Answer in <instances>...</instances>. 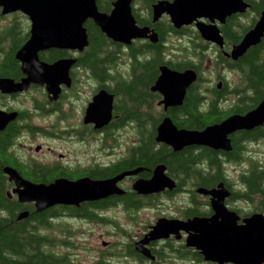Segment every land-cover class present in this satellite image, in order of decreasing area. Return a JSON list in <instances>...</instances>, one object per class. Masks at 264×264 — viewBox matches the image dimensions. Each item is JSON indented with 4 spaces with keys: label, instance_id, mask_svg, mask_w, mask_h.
<instances>
[{
    "label": "flooded vegetation",
    "instance_id": "flooded-vegetation-1",
    "mask_svg": "<svg viewBox=\"0 0 264 264\" xmlns=\"http://www.w3.org/2000/svg\"><path fill=\"white\" fill-rule=\"evenodd\" d=\"M140 1H131V13L136 25L146 27L149 32L157 35L156 41H150L148 36H141L130 41L128 45L117 42L115 60L107 62L102 60L95 74L88 67H85L86 64L81 62V59L87 54L88 45L81 50L72 48L43 49L37 53L41 62L52 64L65 60V67L52 73L53 78L49 86L46 83L29 82L27 87L22 90L13 92L0 90V111L15 113V117L7 122L4 128L0 129V133L8 128L11 131L7 141L2 137L0 138V222L6 224L7 227L22 228L24 230L21 235L22 239L27 238V235H33L36 238L48 240L47 235L42 230L52 228L54 224L64 218L77 222H97L106 225L112 223L111 218L107 217L110 214L107 211L126 212L141 208L159 209L161 213L154 218L152 217L150 223L138 228L127 243L126 250L135 260L145 264H169L170 259L181 262L190 261L193 264H234L232 262L218 263L205 260L196 246L187 244V236L196 234L193 228L178 229L175 232H170L166 237L142 241L149 232L150 226L159 218L177 221H188L195 217L209 219L214 214L213 199L211 195L198 192L197 188L202 187L201 181L205 175L217 171L219 173L215 175L217 176L216 179H210L211 182L206 189L215 188L220 183L226 189L222 190L223 194L227 193L222 204L227 211L224 210L216 218L218 222L223 223L225 220H229L240 225L251 214L261 213L264 216V190H247V184L241 179L240 174L239 181L232 182L228 170L224 166L226 163L240 162L244 159L243 152L246 151L247 144H257L264 139H256L255 136L244 139L245 133H241V131L263 128L264 123L250 130H237L229 134L231 144L233 138L241 139L239 147L235 148V145L232 144L231 150L214 149L198 144L186 145L176 150L166 143L156 142L153 146L157 149L163 145L161 150L165 154V161L159 159L160 161L153 163L151 168L140 167L142 169L139 173L120 179L116 185L124 190L122 194H110L103 198L85 200L74 206L57 204L41 210L36 208L35 201H20L18 198L17 190L22 188L16 183V180L19 179L44 185L62 179L69 181L81 180L82 178L104 180L113 178L123 171L138 168L137 166H130L129 169L121 170L120 167L123 160L135 156L134 150L139 145L137 127L134 122L127 120L121 126L120 113L126 116L125 113L130 107H136L126 98H122L124 89L126 90L125 85L132 80L136 84L134 78L142 73L143 65L152 60L155 55L160 60L157 65V76L160 72V66L163 65L181 71L180 67L193 68L192 66L185 67L187 63L184 60L178 59L176 62L173 58H169L168 53H166V37H168L169 43H171L172 37L176 38L175 48L179 46V48L189 49L190 47L194 49L195 57L198 59L191 60L199 66L201 62H199V57L212 50L215 54L213 61L224 67L223 60L229 58L227 54L254 26L261 12L264 11V0H243L248 5L245 11L226 15L222 21L218 18L210 21L207 17H198V22L211 23L218 28L222 38V45H220L219 40L212 42L201 38L194 27V22L177 27L170 22L166 13H162L154 19V5L159 1L172 0ZM113 2L114 0L110 1V8H107L105 13L111 11ZM103 3L106 4V0H103ZM6 15H0V17ZM20 16L25 18L29 24V32L28 17L24 14H20ZM245 19H247L245 27L240 31L239 26L241 23H245ZM146 34L149 35V33ZM150 44L153 46L145 47V45ZM22 45L13 50L17 71L10 73V75L0 74V78H9L14 83H19L27 77L28 74L24 71V66L16 57V52ZM3 50L6 52L8 47H4ZM100 56L103 57L104 53H101ZM122 56L123 60H120ZM68 60H72V62L69 63ZM43 70L39 68L37 72L44 75ZM196 72L199 79H196L187 88V91L190 88L200 90L199 83L204 78L201 75V69L200 73ZM88 80H90V84L87 82ZM214 80L216 82L221 81V88L225 93L228 92L227 81L219 72L212 79V81ZM150 87L149 90L157 95L156 105L160 107L157 115H161L155 125L153 138L156 135L157 125L165 116L171 119L172 124L177 129L199 131L207 125L217 122L213 120L208 123L205 119V122L201 124L203 119L199 114L202 115L203 112L212 116L220 115L221 119L237 113L228 110L236 102L235 99L231 100L229 96L224 99L221 98L222 111H212L210 114L209 111L211 110L181 109L184 100L180 105H171L164 109L161 104L159 105V101L162 99L161 92L152 90ZM83 88L85 91L81 90ZM206 90H209L210 94L204 95V98L208 99L213 95V86ZM101 92H103L101 101L92 108V117L95 116L93 117L95 119L106 109L108 95L111 96V116L107 123L98 125V122L87 120L86 117L94 96ZM78 103H80L78 108H75ZM140 112L145 115H154L153 111L143 109V107ZM125 126L134 130L135 137H133V142L123 146L119 142V135H121V128ZM153 152L156 151L153 150ZM171 152L182 153V157L188 165L186 170H171L169 168L172 163H174L173 166H178L176 161L172 159L173 157L169 156ZM158 164L163 165V172L170 178L173 187H165L161 191L146 194L137 193L133 190V182L136 179H149ZM212 164H218L219 170L215 169ZM250 164L259 165L262 162L256 161ZM66 223L71 222L66 221ZM144 248L148 252L146 256L138 250Z\"/></svg>",
    "mask_w": 264,
    "mask_h": 264
},
{
    "label": "water",
    "instance_id": "water-1",
    "mask_svg": "<svg viewBox=\"0 0 264 264\" xmlns=\"http://www.w3.org/2000/svg\"><path fill=\"white\" fill-rule=\"evenodd\" d=\"M97 0H0V15L20 12L28 17L30 22L29 37L16 52V57L24 66L28 74L19 83L12 79L0 78V90L3 92L25 89L29 82L46 83L48 86L53 78V72L65 67V60L52 64L41 62L37 56L40 50L48 48H72L81 50L88 44V36L84 26L87 20L92 22L109 39L115 42L129 43L134 37L146 34L145 27H138L131 14L130 3L132 0H115L109 13L101 12L97 7ZM247 3L242 0H174L172 2L160 1L154 5V19L167 12L175 25L191 23L199 16H205L213 21L214 18L223 20L224 16L233 12L244 11ZM196 28L201 36L209 41L222 38L218 29L212 24L196 22ZM264 34V11L249 29L240 42L235 44L228 56L236 60L252 45L260 42ZM155 35H149L155 41ZM69 63L72 60H68ZM44 69V75L37 71ZM197 73L193 69L183 71L172 70L167 66L160 67V74L156 78L152 90L161 92L163 98L159 104L164 109L171 105L182 104L187 88L196 80ZM221 82L216 87L220 88ZM100 94L94 96L93 102L87 110V120L105 124L111 116V96L106 109L95 119L92 117V108L101 101ZM15 117V113L0 111V129ZM264 123V99L245 113H233L220 122L207 125L202 130L177 129L171 119L165 116L156 128L155 140L170 145L173 149H181L190 144L206 145L214 149L231 150L229 134L237 130H250ZM97 125V126H98ZM138 167L133 170L123 171L110 179L91 180H56L44 184L16 180L21 185L17 190L20 201H35L38 210L55 204L77 205L85 200L103 198L110 194H122L123 189L116 183L124 176L135 175L141 171ZM164 167L158 164L149 179H137L132 188L141 194L158 192L165 187L172 188V182L164 172ZM222 184L212 189L203 187L197 191L211 195L214 214L209 218L195 217L188 221L167 220L159 218L151 226V230L142 241L166 237L170 232L178 229L188 230L193 228L196 234L187 236V244L196 246L205 260L218 263L232 262L234 264H264V216L261 213L251 214L237 225L234 221L225 220L218 222L216 218L223 211H227L222 200L227 193ZM105 245V243H103ZM145 255L146 249H138Z\"/></svg>",
    "mask_w": 264,
    "mask_h": 264
},
{
    "label": "trees",
    "instance_id": "trees-1",
    "mask_svg": "<svg viewBox=\"0 0 264 264\" xmlns=\"http://www.w3.org/2000/svg\"><path fill=\"white\" fill-rule=\"evenodd\" d=\"M110 1L111 0H106L107 3L104 4L103 0H97L98 9L105 12L107 8H110ZM13 14L15 16L11 21V25L0 27L1 75H10V73L17 71L16 62L13 57V50L20 47L29 37L28 24L22 26V21H25V19H22L19 12ZM84 26L88 36V49L86 50L87 54L81 59V62L86 64L85 67H88L90 71L95 74L97 67L102 60H105L106 62L113 60L118 44L110 41L91 20H87ZM6 46L8 47V50L4 52L3 49ZM152 46V44L145 45L147 48ZM101 53H104L103 57L100 56ZM184 61L187 63L185 67L192 66V69L200 73L201 68L199 64L194 63L191 59ZM223 61L225 66L240 70L242 72L243 81L246 83V87L242 89L233 87L231 90H228L236 99V102L228 108V110L237 113H244L264 99V36L258 44L249 47L245 53L236 60L225 58ZM159 63L160 60L155 55L152 60L143 65L144 68H142V73L134 78L137 85L133 80L125 85L126 90L124 89L122 98H126L128 102H132L131 104L136 107H130L128 112L125 113L126 116L120 113L121 126H123L127 120H132L134 124L136 123L137 141L139 145L137 149L134 150L135 156L121 162V170L129 169L130 166L151 168L153 163L159 162L160 160L165 161V154L163 153V150H161L163 145H160L161 147L158 149L153 146L156 144L155 138H153L155 134L154 128L161 115L150 116L140 112L141 108L144 106L146 107V110H150L147 101L151 102L152 99L157 98L156 93L150 91L149 87L156 79L158 74L157 65ZM180 69L183 70L186 68L180 67ZM200 92L201 90H192L190 88L185 95L181 109L199 111L211 110L209 111V114L212 111H222V105L220 103L221 98L224 99L228 95L222 88L217 90L216 87H213V95L208 99L204 98ZM204 102L206 107L203 106ZM199 116L203 119L201 124L205 122V119L208 123L213 120L217 122L221 120L220 115L212 116L207 115L205 112H203L202 115L199 114ZM262 126H264V124ZM249 132L254 133L251 134ZM241 133H245L243 135L244 139L252 138L251 136H255L256 139L264 138V127L255 128L253 131H241ZM10 134L11 131L8 128L3 133H0V138L2 137L7 141ZM240 141L241 139L238 137L232 139V144L235 145V148L239 147ZM153 150L156 152L154 153ZM169 156L173 157L172 159L176 161L175 163L178 165L176 167L173 166L174 163H172L169 166L171 170L177 169L184 171L187 169L188 165H186V160L182 157L181 152H171ZM212 166L219 170L218 164H212ZM261 166L262 165L250 164L249 169L240 173L241 179L247 184V190H264V168ZM218 173L219 171L211 173L214 175H205L201 181L202 187H209L208 185L211 182L210 179L215 180L217 177L215 175H218ZM23 233L24 230L20 227L15 229L7 227L6 224L0 222V264H73L68 260L65 254H61L62 256H60L52 251L48 252L43 249L41 244L45 243V239L36 238V236L33 235H27V238L22 239L23 237L21 235Z\"/></svg>",
    "mask_w": 264,
    "mask_h": 264
},
{
    "label": "rangeland",
    "instance_id": "rangeland-1",
    "mask_svg": "<svg viewBox=\"0 0 264 264\" xmlns=\"http://www.w3.org/2000/svg\"><path fill=\"white\" fill-rule=\"evenodd\" d=\"M138 1L141 2L140 0ZM14 16L15 15L13 13H10L6 16L0 17V27L11 25V21ZM22 19L25 18L22 17ZM246 20L247 19L244 20L245 23L240 24V28L238 27L240 31L245 27ZM23 23L24 25L27 24V22L22 21V26H24ZM167 38L168 37L165 39V42H167L166 53H168L170 59L173 58L176 62L178 59H198V57H195L196 52L194 49L189 46V49L182 47L179 48V46L175 48L174 42L176 38L172 37L173 39L171 43L168 42ZM109 40L112 41L111 39ZM214 57L215 54L213 51L209 50L201 59V70L204 80L201 81L199 85L201 90L200 94L203 97L204 95L208 96L210 94L209 90L206 89L211 88L213 84L216 83V80L212 81V79L215 78L217 72H219L227 81L230 90L233 87L238 89L246 87V83L243 81L242 72L240 70L229 68L225 65L222 67L213 61ZM122 58L123 56L120 60H123ZM114 60L115 57L112 61ZM87 82L90 84V80ZM87 87L88 86L86 85V88ZM81 90L85 91L84 88ZM228 96L231 100L235 99V96L231 93H229ZM156 102L157 99H152L151 102L147 101L149 109L153 111L155 116L158 114L157 111L160 110V107L156 105ZM79 104L80 103L76 104L75 108H78ZM203 106L206 107L205 102ZM143 109H146V107L144 106ZM120 132L121 135H119V142L123 146H126L130 142L134 141L133 137H135V133H133L134 130L129 128V126L121 128ZM243 155L244 159L240 162L233 164L226 163L224 165L228 170V174L232 182L239 181V174L249 169L251 162L261 161L262 164L259 165H262L264 168V139L259 141L257 144H247L246 151L243 152ZM180 197H183V195H180ZM160 211L161 210L159 209L148 208H141L126 212L107 211L110 213L107 217L111 218L112 223L106 225L97 222H77L72 219L66 220L64 218L62 221L54 224L52 228L42 230V232L47 235L48 240H45V243H42L41 246L46 251H52L56 255L62 256L61 254H65L73 264H145L141 261L135 260L129 251L126 250V246L130 241V238L135 234L136 230L150 223L152 221V217L154 218L159 215L161 213ZM66 221H70L71 223L65 224ZM103 243H105V245H102ZM169 264L193 263H190V261H172V259H170Z\"/></svg>",
    "mask_w": 264,
    "mask_h": 264
}]
</instances>
